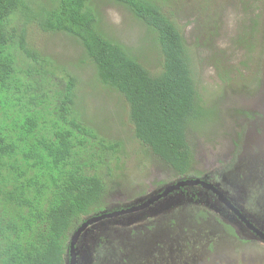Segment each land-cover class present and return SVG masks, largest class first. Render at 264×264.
I'll return each mask as SVG.
<instances>
[{"label": "trees", "instance_id": "trees-1", "mask_svg": "<svg viewBox=\"0 0 264 264\" xmlns=\"http://www.w3.org/2000/svg\"><path fill=\"white\" fill-rule=\"evenodd\" d=\"M106 1L147 27L156 71L143 48L133 50L103 28L105 0H0V264H66L75 225L103 214L111 190L126 177L124 142L88 117L87 106L78 104L79 75L30 43L28 23L80 46L77 62H67L94 65L96 80L128 106L134 137L179 179L174 184L194 180L186 176L189 131L217 116L216 101L208 104L199 91L169 0ZM250 21L256 31L260 22ZM208 30L213 35L215 27Z\"/></svg>", "mask_w": 264, "mask_h": 264}, {"label": "rangeland", "instance_id": "rangeland-1", "mask_svg": "<svg viewBox=\"0 0 264 264\" xmlns=\"http://www.w3.org/2000/svg\"><path fill=\"white\" fill-rule=\"evenodd\" d=\"M100 7L103 28L133 50L143 48V58L156 71L157 51L147 27L115 2L105 0ZM168 8L190 47L199 91L208 104L216 101L217 116L189 131L192 174L186 176L217 187L234 209L200 184L173 189L142 211L86 227L78 236L75 264H264V239L252 231L264 232V0H169ZM252 17L260 22L256 31ZM26 27L32 45L79 75L78 104L87 106L88 117L108 126L113 134L107 137L124 142L119 154L126 177L111 190L105 211L161 195L179 180L134 137L128 106L96 80L94 65L67 62H77L80 46L35 22Z\"/></svg>", "mask_w": 264, "mask_h": 264}, {"label": "water", "instance_id": "water-1", "mask_svg": "<svg viewBox=\"0 0 264 264\" xmlns=\"http://www.w3.org/2000/svg\"><path fill=\"white\" fill-rule=\"evenodd\" d=\"M186 184H202L205 187H208L209 189H213L216 191V189L213 188V185L201 180V179H194V180H187V181H180L177 184H173L171 185V187L167 188L163 193H161V195H154L152 197H149L148 199H146L145 201H141L139 204L137 203L136 205L131 206L128 209H122L119 211H113L111 213H104L101 216L95 217L91 220H88L87 222H85L81 227L78 228V230L74 233V235L72 236V241H71V260H70V264H75V258H76V253H77V247H76V243L78 240V236L80 235V233L90 224L93 223L96 220H99L103 217L106 216H117L120 214H124V213H132V212H136L139 210H144V208L148 207L149 205H151L154 201H156L157 199H159L161 196L166 195L168 192H170L171 190L175 189V188H179L180 186L186 185ZM217 192V191H216ZM220 194V197L223 199V201L225 203H227V205H229L232 209H234V207L232 206L231 201L224 195V194ZM236 213H238V215L245 220L246 218L240 214L236 209H235ZM247 220V219H246ZM248 221V220H247ZM249 223V222H248ZM250 224V223H249ZM250 227L255 228V226H253L252 224L249 225ZM254 231L257 233V235H259V237H261L262 239H264V232L258 229H254Z\"/></svg>", "mask_w": 264, "mask_h": 264}, {"label": "flooded vegetation", "instance_id": "flooded-vegetation-1", "mask_svg": "<svg viewBox=\"0 0 264 264\" xmlns=\"http://www.w3.org/2000/svg\"><path fill=\"white\" fill-rule=\"evenodd\" d=\"M177 181H178V180H177ZM177 181H176V182H177ZM174 183H175V182H174ZM172 185H173V184H172ZM202 186H204V185H202ZM204 187H205V186H204ZM213 188L216 189L217 187H214V186H213ZM216 191H217V193H219L217 189H216ZM140 195H141V194H140ZM140 195H138V196H140ZM142 195H143V194H142ZM136 198H137V197H136ZM133 199H135V198H133ZM226 204H227V203H226ZM133 205H136V204H133ZM133 205H130V206L125 207V208L123 207V208H120V209H118V210H114V211H119V210H122V209H128V208H130V207L133 206ZM107 207H108V206H107ZM107 207H106V208H107ZM229 207H230V206H229ZM106 212L111 213V212H113V211H104L103 214L106 213ZM128 213H129V212H128ZM101 215H102V213H101V214H95V215H93V216H90L85 222H87L88 220H91V219H93V218H95V217L101 216ZM110 217H113V216H106V217H103V218H101V219H99V220L94 221L93 223L98 222V221L103 220V219L110 218ZM85 222L83 221L79 227H81ZM93 223H90L88 226H90V225L93 224ZM88 226H87V227H88ZM79 227H78V228H79ZM78 228H77V230H78ZM77 230H76V231H77ZM84 230H85V229H84ZM76 231H75V232H76ZM252 231H253V230H252ZM254 232H255V231H254ZM255 233H256V232H255ZM256 235H257V233H256ZM258 236H259V235H258ZM70 250H71V249H70ZM70 256H71V253H70ZM66 264H67V263H66Z\"/></svg>", "mask_w": 264, "mask_h": 264}]
</instances>
